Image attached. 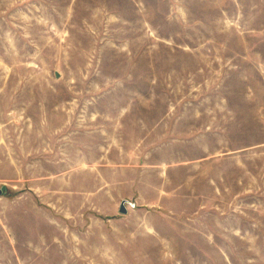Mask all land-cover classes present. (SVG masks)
Returning <instances> with one entry per match:
<instances>
[{
    "label": "rangeland",
    "instance_id": "374dc122",
    "mask_svg": "<svg viewBox=\"0 0 264 264\" xmlns=\"http://www.w3.org/2000/svg\"><path fill=\"white\" fill-rule=\"evenodd\" d=\"M0 264H264V0H0Z\"/></svg>",
    "mask_w": 264,
    "mask_h": 264
},
{
    "label": "water",
    "instance_id": "95a60500",
    "mask_svg": "<svg viewBox=\"0 0 264 264\" xmlns=\"http://www.w3.org/2000/svg\"><path fill=\"white\" fill-rule=\"evenodd\" d=\"M119 213H121V214H126V213H127V209H126V207H125V202H124V201H122V202L120 203V206H119Z\"/></svg>",
    "mask_w": 264,
    "mask_h": 264
}]
</instances>
